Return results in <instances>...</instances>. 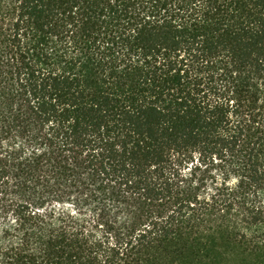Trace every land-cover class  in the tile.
I'll return each mask as SVG.
<instances>
[{
	"label": "trees",
	"instance_id": "trees-1",
	"mask_svg": "<svg viewBox=\"0 0 264 264\" xmlns=\"http://www.w3.org/2000/svg\"><path fill=\"white\" fill-rule=\"evenodd\" d=\"M264 264V0H0V264Z\"/></svg>",
	"mask_w": 264,
	"mask_h": 264
},
{
	"label": "rangeland",
	"instance_id": "rangeland-1",
	"mask_svg": "<svg viewBox=\"0 0 264 264\" xmlns=\"http://www.w3.org/2000/svg\"><path fill=\"white\" fill-rule=\"evenodd\" d=\"M235 263H237V264H244L243 262H241L240 260H235Z\"/></svg>",
	"mask_w": 264,
	"mask_h": 264
}]
</instances>
